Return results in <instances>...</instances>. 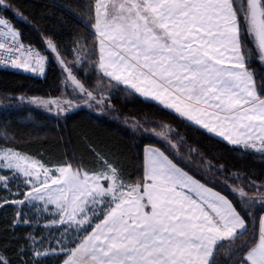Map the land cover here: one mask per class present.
<instances>
[{"label":"snow or ice","instance_id":"snow-or-ice-1","mask_svg":"<svg viewBox=\"0 0 264 264\" xmlns=\"http://www.w3.org/2000/svg\"><path fill=\"white\" fill-rule=\"evenodd\" d=\"M88 12L92 45L74 41L71 61L46 41L77 97L103 103L94 93L105 80L115 82L233 145L264 153V86L257 89L248 67L253 55L264 63V0H92ZM19 36L0 18V50L11 66L43 73L47 57L25 48ZM86 63L96 75L92 90L77 74ZM170 157L145 148L142 176L126 182L103 153L96 168L63 163L53 169L0 149V173L7 170L0 191L8 193L0 208L21 209L15 226L30 223L22 211L30 206L51 236L27 238L32 247L18 256L31 259L21 264L51 257L59 264H264V215L247 211L264 203V185L252 184L258 197L229 189L232 199ZM0 264L11 262L0 256Z\"/></svg>","mask_w":264,"mask_h":264},{"label":"trees","instance_id":"trees-1","mask_svg":"<svg viewBox=\"0 0 264 264\" xmlns=\"http://www.w3.org/2000/svg\"><path fill=\"white\" fill-rule=\"evenodd\" d=\"M91 3L92 0H5V5L0 6V16L19 32L20 42L45 55L47 63L44 77L0 68V95L13 98H58L61 95L63 74L52 53L46 50V41L52 39L68 61L72 60L74 41L91 47L92 30L87 28ZM88 63L77 74L93 89L96 75ZM248 67L255 74L256 86L260 89L264 86V66L253 55ZM98 92L110 104L105 114L80 110L59 121L32 107L0 108V149L11 148L50 168L74 162L83 168H96V156L103 153L122 169L126 182H135L143 174V150L153 146L171 153L170 158H174L178 166L232 199L236 197L231 196L229 189L239 187H243L248 196L258 197V190L252 184L264 185V153L228 144L113 82L105 80L103 91ZM130 122L143 123L142 128L133 129ZM147 127H167L172 134L165 133L160 138L154 133L155 128L145 132ZM17 185L15 181L10 185L12 191ZM6 197L8 193L0 191V198ZM20 210L10 205L0 208V256L11 264L31 259L18 256L20 249L32 247L25 244L31 235L51 239L49 230L43 227V219H33L34 210L29 206L22 211L30 223L14 226ZM247 211L260 217L264 215V203H255ZM221 252L226 254L224 249ZM39 259L45 260L44 257ZM46 264H59L58 258L51 257Z\"/></svg>","mask_w":264,"mask_h":264},{"label":"rangeland","instance_id":"rangeland-1","mask_svg":"<svg viewBox=\"0 0 264 264\" xmlns=\"http://www.w3.org/2000/svg\"><path fill=\"white\" fill-rule=\"evenodd\" d=\"M53 59L59 65L58 60L54 57V55H53ZM46 62H47V58H46ZM46 62H45V68H44L43 73H40L38 69L36 72H32V71H26L24 68H15V71H19L21 73L30 74V75L37 76V77H44V75L46 73ZM261 64L264 66V63H261ZM59 67H60V65H59ZM60 69H61V67H60ZM62 74H63L62 93L58 98H40V97L13 98V97H6V96L0 95V108L8 109L9 107H12V106L32 107V108L38 109L42 113H45L49 116L56 118L59 121H63L69 114L74 113L76 111H80V110L92 111L95 114H105L106 113V110L109 109L108 106L110 104H109V102H107L105 97H103L98 91H96L94 94L97 96V99H99L102 96L103 97V103H97L94 100H88L86 97L83 99L77 97V95L75 93H73L72 86L70 84H68L67 87L65 86V74L63 72H62ZM89 90H92V89H89ZM34 99H39L42 101H58L60 104V107L58 108L56 104H51V105L34 104V103H32V100H34ZM65 100H72L73 101L72 105L65 104L64 103ZM61 108H63L64 110L62 111ZM129 125L131 128L137 130L138 128H142L143 123L130 122ZM152 128H155L154 133L159 134L160 138H163V136H161L162 134H165V133H167L169 135L172 134V130L171 129L169 130V128H167V127H158V128L147 127L145 129V132L152 130ZM141 131H143V130H141ZM5 150H7V149H5ZM73 166L74 167L77 166L75 164V162L73 163ZM0 174H7V170H5L3 173H0Z\"/></svg>","mask_w":264,"mask_h":264},{"label":"crops","instance_id":"crops-1","mask_svg":"<svg viewBox=\"0 0 264 264\" xmlns=\"http://www.w3.org/2000/svg\"><path fill=\"white\" fill-rule=\"evenodd\" d=\"M46 63H47V62H46ZM113 83L116 84V85H118V86H120V87H122V88H124V89H126V90H128V91H130V92H132V93H134V94H136L137 96L141 97L142 99H144V100H146V101H149V102H151V103H154V104L160 106L158 102L153 101V100H151L150 98L143 97V96H141V95L138 94V93H135L133 90L127 88V86L120 85V84H117V83H115V82H113ZM160 107H162V106H160ZM162 108H163V107H162ZM166 110H168V109H166ZM168 111H170V112H172V113H174L175 115L178 116V114H176L174 111H172V110H168ZM178 117H179V116H178ZM180 118H182V117H180ZM182 119L185 120V121H187L185 118H182ZM187 122L190 123L191 125H193V126L199 128V129H201V130L207 132L208 134H210V135H212V136H214V137H216V138H218V139H220V140H222V141H224V142H226V143H228V144H231V143H229L227 140H224L222 137L216 135L215 133H210V132H208L207 130L203 129V128H202L201 126H199V125H195L194 123L189 122V121H187ZM231 145H233V144H231ZM235 146H240V147L244 148L242 145H235ZM147 147H153V146H146L145 148H147ZM145 148H144V149H145ZM155 148H156V147H155ZM244 149H245V148H244ZM248 150H252V151H254V152H257V151L254 150V149H248ZM258 153H261V152H258ZM143 156H144V150H143Z\"/></svg>","mask_w":264,"mask_h":264},{"label":"built area","instance_id":"built-area-1","mask_svg":"<svg viewBox=\"0 0 264 264\" xmlns=\"http://www.w3.org/2000/svg\"><path fill=\"white\" fill-rule=\"evenodd\" d=\"M0 18H2V17L0 16ZM0 42H5L3 37H0ZM25 48H29V47L25 46ZM8 55L9 54L5 53L3 50H0V61H3V62H0V68L1 69L15 70V68L12 67L10 64V61L8 59Z\"/></svg>","mask_w":264,"mask_h":264}]
</instances>
